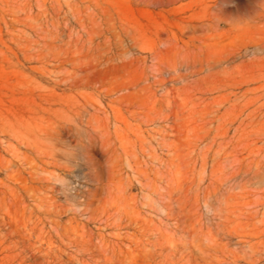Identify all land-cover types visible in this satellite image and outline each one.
<instances>
[{"label":"rangeland","instance_id":"1","mask_svg":"<svg viewBox=\"0 0 264 264\" xmlns=\"http://www.w3.org/2000/svg\"><path fill=\"white\" fill-rule=\"evenodd\" d=\"M51 263L264 264V0H0V264Z\"/></svg>","mask_w":264,"mask_h":264},{"label":"bare ground","instance_id":"2","mask_svg":"<svg viewBox=\"0 0 264 264\" xmlns=\"http://www.w3.org/2000/svg\"><path fill=\"white\" fill-rule=\"evenodd\" d=\"M38 247H39V246H38ZM58 247H59V246H58ZM37 249H38V248H37ZM39 251H40V250H39ZM58 251H59V249H58ZM66 254H67V252H66ZM57 256H58V255H57ZM89 259H90V258H89ZM55 260H56V259H55ZM55 260H54V261H55ZM59 261H60V260H59ZM87 263H89V262H87ZM51 264H52V263H51Z\"/></svg>","mask_w":264,"mask_h":264}]
</instances>
